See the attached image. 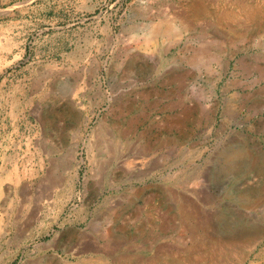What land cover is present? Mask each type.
Listing matches in <instances>:
<instances>
[{"label": "rangeland", "instance_id": "rangeland-1", "mask_svg": "<svg viewBox=\"0 0 264 264\" xmlns=\"http://www.w3.org/2000/svg\"><path fill=\"white\" fill-rule=\"evenodd\" d=\"M0 184V264H264V0H0Z\"/></svg>", "mask_w": 264, "mask_h": 264}, {"label": "bare ground", "instance_id": "bare-ground-1", "mask_svg": "<svg viewBox=\"0 0 264 264\" xmlns=\"http://www.w3.org/2000/svg\"><path fill=\"white\" fill-rule=\"evenodd\" d=\"M171 19V18H170ZM178 21V20H177ZM180 23V22H179ZM185 27H181L179 24L174 22L173 20H164V22L158 23L152 27L149 28L148 32L146 33V37L143 41V50L145 49V46L148 47L150 43H155L159 38H171L173 36H178L181 31H183ZM140 47V46H139ZM195 56V57H194ZM192 58V62H198L201 59L204 58L205 52H200L196 55H194ZM17 94V93H16ZM68 157V155H67ZM66 157V158H67ZM68 159V158H67ZM15 160V159H14ZM10 164V162H9ZM12 164V163H11ZM13 165V164H12ZM65 167V163H64ZM17 168V167H16ZM68 168V167H67ZM10 169V168H9ZM20 169V168H19ZM47 169V168H46ZM11 171V170H10ZM19 172V171H18ZM12 173V172H11ZM16 174V173H15ZM14 177V175H12ZM16 177V176H15ZM7 178V177H6ZM9 178V177H8ZM12 178V177H11ZM13 179V178H12ZM16 179V178H15ZM18 179V178H17ZM10 180V179H8ZM47 180V179H46ZM54 180V179H53ZM15 182V181H14ZM1 185V184H0ZM57 187V186H56ZM5 188V187H4ZM15 188V187H14ZM15 193V190H14ZM25 194V193H24ZM45 197H48L47 195H44ZM16 198V197H15ZM43 207V206H42ZM37 210V209H36ZM41 210V209H40ZM18 211V210H17ZM16 212V211H15ZM19 212V211H18ZM34 212V211H33ZM37 212V211H36ZM35 212V213H36ZM32 213V212H31ZM38 217V216H37ZM33 218V217H32ZM35 218V217H34ZM38 219V218H36ZM32 222V220H31ZM6 223V222H5ZM19 223V222H18ZM15 224V223H14ZM22 225V224H21ZM26 225V224H25ZM23 226V225H22ZM27 227V226H25ZM31 227V226H30ZM15 228V227H14ZM29 229V227H27ZM25 231V230H24ZM26 232V231H25ZM17 235L18 237H22L23 235V229L19 228L17 229ZM8 238V237H7ZM17 239V238H16ZM27 240V239H26ZM15 242V241H13ZM18 243V242H17ZM2 244V243H1ZM2 246V245H1ZM15 246V245H13ZM17 246V244H16ZM22 246V244H21ZM17 248V247H16ZM23 248V247H22ZM40 248V247H39ZM18 251V250H17ZM85 252H91L90 256H87L88 258H84L81 261H77V263H72L69 261H60V260H54L52 264H111L107 261V259H104L102 254H106V250L103 247H97V246H90L86 248ZM94 254V256H93ZM83 257V256H81ZM109 259V258H108ZM11 260V259H10ZM31 260V259H30ZM52 261V260H51ZM110 261V260H109ZM30 262V261H29ZM50 263V262H49ZM47 263V264H49ZM28 264V263H27Z\"/></svg>", "mask_w": 264, "mask_h": 264}]
</instances>
